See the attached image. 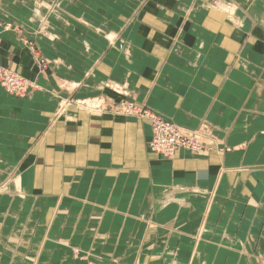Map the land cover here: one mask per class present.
<instances>
[{
    "label": "crops",
    "instance_id": "1",
    "mask_svg": "<svg viewBox=\"0 0 264 264\" xmlns=\"http://www.w3.org/2000/svg\"><path fill=\"white\" fill-rule=\"evenodd\" d=\"M0 66L38 86H0L5 263L264 264V0H0ZM123 99L209 150L150 153Z\"/></svg>",
    "mask_w": 264,
    "mask_h": 264
},
{
    "label": "built area",
    "instance_id": "2",
    "mask_svg": "<svg viewBox=\"0 0 264 264\" xmlns=\"http://www.w3.org/2000/svg\"><path fill=\"white\" fill-rule=\"evenodd\" d=\"M8 28H10V25L6 26V29ZM46 65L47 64L44 61L38 60L37 67L39 70L46 69ZM0 86L6 94L17 98L27 97L31 92L38 89L35 82L26 80L1 66ZM119 107L123 111H125L126 107L127 111H129L128 113H134L136 116L149 122L151 137L148 143V148L154 154L171 158L179 150L188 151L194 154H200L209 150V148L199 141L195 135L184 133L171 121L162 119L150 111L135 109L132 102H121Z\"/></svg>",
    "mask_w": 264,
    "mask_h": 264
},
{
    "label": "rangeland",
    "instance_id": "3",
    "mask_svg": "<svg viewBox=\"0 0 264 264\" xmlns=\"http://www.w3.org/2000/svg\"><path fill=\"white\" fill-rule=\"evenodd\" d=\"M38 60L41 61L39 56H38ZM121 102H132L134 104V106H135V109H137V110L144 109V110L150 111V110H148L146 108L138 107L137 104L131 99H123V100H121L118 103L117 107H114L116 110H113V112H115L118 115H123V116L135 117V118L142 119L139 116H136L134 113H128L129 111H127L126 107H125V111L121 110V108L119 107V104H121ZM86 105H87L86 107H88L89 109H95V110L97 109V106H98V104L95 103V102H93L91 104L87 103ZM149 152L152 153L150 150H149ZM155 155L160 157V158H162V159H170V158H166V157H163V156H159L157 154H155ZM19 173H20L19 171H14V173H10V172L0 173V207L2 205L6 204L3 209L0 208V260L4 264H8V263H5V261L8 260V259H12L11 257H13L12 254L14 255V253H12V254H9V253H6V252L3 253V251H1V247L4 244H6V243H10V242L13 243L15 241V239H17V237H15V235L14 236H10V238L8 237L9 229L11 227V224L13 223V217H11V215L8 216V213L10 214V212H9V208L11 206V204L9 203L10 199H12L13 201H16L17 199L21 198V196H20L21 192L19 193V191H18V193H17L15 190H13L14 187H10V185H11L10 181L14 180L17 176H19ZM25 206H27V205L25 204ZM53 214H54V212H53ZM53 214L52 215L49 214L50 217H48V219L45 220V222H43V223L39 222L38 224H36L34 222V220H33V222L35 223V224L32 223L33 228H34V230H33L34 231V235L32 237V240H33L32 242H33L34 245H36V244L39 245L41 243V241L43 240V236H42V231L43 230H45L47 228H52V227H54L56 225L57 216L55 214L54 215L55 217H54ZM23 217H25V216H23ZM23 217H20L19 219H17L15 221V223H14L15 226L14 227H17L16 229H18V228L21 229V224H22V221H23V220L21 221V219ZM35 221H36V219H35ZM28 227H30V226H28ZM45 237H46L45 239H47V240L49 239L48 236H45ZM18 239H19V236H18ZM47 242L44 245H46ZM73 255H77L78 256V253L73 251ZM34 258L36 259V256H34ZM16 263H14V264H16ZM89 264H93V263H89ZM116 264H127V263H116Z\"/></svg>",
    "mask_w": 264,
    "mask_h": 264
},
{
    "label": "bare ground",
    "instance_id": "4",
    "mask_svg": "<svg viewBox=\"0 0 264 264\" xmlns=\"http://www.w3.org/2000/svg\"><path fill=\"white\" fill-rule=\"evenodd\" d=\"M220 1V0H219ZM222 2V1H221ZM221 2L220 3H218V6H220V8H222L223 10H225V11H227L228 13H230V14H233V11L234 10H232L231 8H228V6H225L224 4H221ZM196 3V2H195ZM193 5V4H192ZM204 11V10H203ZM205 12V11H204Z\"/></svg>",
    "mask_w": 264,
    "mask_h": 264
}]
</instances>
